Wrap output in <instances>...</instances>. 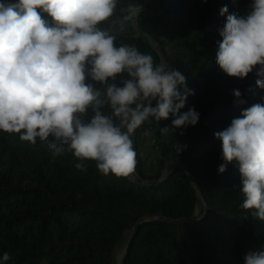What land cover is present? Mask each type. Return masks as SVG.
Returning <instances> with one entry per match:
<instances>
[{
  "label": "trees",
  "instance_id": "1",
  "mask_svg": "<svg viewBox=\"0 0 264 264\" xmlns=\"http://www.w3.org/2000/svg\"><path fill=\"white\" fill-rule=\"evenodd\" d=\"M137 0H120L121 8ZM9 3L12 0H0ZM251 0H148L137 18L140 27L160 45L166 63L186 78V112L200 114L195 126L162 135L168 120L151 118L132 139L137 153L136 174L142 180L159 177L168 161L185 164L206 202L198 219L143 221L133 233L123 264H244V256L264 250V222L241 208L239 169L229 164L218 173L222 141L215 133L255 103H264L255 71L246 78L227 76L215 63L219 29L228 14H243ZM45 19L50 17L44 14ZM110 23V22H109ZM105 27L109 24H105ZM117 36L116 45H134L162 59L133 24ZM182 93L184 88L179 89ZM239 90L243 105L234 103ZM152 106H155L153 101ZM107 112L108 109H105ZM91 115V113H89ZM145 131L152 132L144 136ZM145 143L147 146H145ZM178 143L183 147L177 152ZM53 159L47 142L21 141L19 134L0 132V264H115L116 243L144 216L192 217L198 200L187 172L174 167L161 181L141 184L129 177L100 173L94 161L86 171L64 146ZM146 150L150 158L142 151ZM10 259L4 261L3 254Z\"/></svg>",
  "mask_w": 264,
  "mask_h": 264
},
{
  "label": "clouds",
  "instance_id": "2",
  "mask_svg": "<svg viewBox=\"0 0 264 264\" xmlns=\"http://www.w3.org/2000/svg\"><path fill=\"white\" fill-rule=\"evenodd\" d=\"M119 3L0 2V132L19 134L32 144L47 142L53 159L66 145L79 161L78 170L86 171L90 160L104 175L128 177L137 164L132 136L145 121L172 117L171 125L160 128L162 135L198 123L194 107L180 112L194 93L178 70L155 64L134 45H116L114 33L124 32L142 11L130 3L114 19ZM228 12L227 6L220 10L227 15L215 63L233 78L255 71L256 86L264 89V0H251L243 14ZM233 95L236 105L245 103L239 90ZM214 135L222 141L218 173L229 164L239 169L241 208L264 222V103L244 109ZM183 147L178 143L177 152ZM2 259L8 261V253ZM244 264H264V250L247 253Z\"/></svg>",
  "mask_w": 264,
  "mask_h": 264
},
{
  "label": "water",
  "instance_id": "3",
  "mask_svg": "<svg viewBox=\"0 0 264 264\" xmlns=\"http://www.w3.org/2000/svg\"><path fill=\"white\" fill-rule=\"evenodd\" d=\"M148 0H137L135 3L139 6H142L144 3H146ZM133 25L140 31L142 32L145 37H146V40L157 50L158 54L160 55L161 59H162V63H166V59H165V55L160 47V45L152 38V36L150 34H148L147 32H145L141 27L140 25L137 23V21H135L133 23ZM174 167H181L183 168L188 176H189V179H190V182L192 183V185L194 186V188L196 189V193H197V197H198V200L201 201L202 203V211L200 212H197V206L195 207V211H194V215L192 217H183V218H169V217H166V216H161V215H152V216H144V217H141L133 226L132 230L130 231L129 233V236L127 238V242L125 244V248L122 252V255H121V259H120V262L118 264H123V257L126 253V250L128 248V245H129V242H130V239L133 235V233L135 232L136 228L138 227V225L140 223H142L143 221H147V220H154V219H164V220H167V221H172V222H186V221H192V220H195V219H198L199 217H201L205 211H206V202L204 200V197L201 193V190L199 188V185H198V182L196 181V179L194 178V176L192 175V173L190 172L189 168L185 165V164H182V163H178V162H174V161H168L166 163V165L164 166V168L162 169L161 171V174L159 175L158 178L152 180V181H148V180H142L140 178H138V176H135V177H131L130 175L128 176L130 179L132 180H135L141 184H154V183H157L159 181H161L162 179H164L167 174L171 171V169H173Z\"/></svg>",
  "mask_w": 264,
  "mask_h": 264
},
{
  "label": "rangeland",
  "instance_id": "4",
  "mask_svg": "<svg viewBox=\"0 0 264 264\" xmlns=\"http://www.w3.org/2000/svg\"><path fill=\"white\" fill-rule=\"evenodd\" d=\"M145 4V3H144ZM143 4V5H144ZM145 146H147V144L145 143ZM142 154L146 157V158H150V156H149V154L146 152V150H143L142 151ZM131 177H135V176H137V174H136V171H134V173H132L131 175H130ZM200 205H201V208H199V209H197V212L199 211H202V203H200ZM128 236H129V234H125L117 243H116V245H115V247H114V250H113V259H114V262H115V258H114V255H115V252H116V250H122L121 249V247H123L125 244H126V242H127V238H128ZM116 264H118L117 262H115Z\"/></svg>",
  "mask_w": 264,
  "mask_h": 264
},
{
  "label": "bare ground",
  "instance_id": "5",
  "mask_svg": "<svg viewBox=\"0 0 264 264\" xmlns=\"http://www.w3.org/2000/svg\"><path fill=\"white\" fill-rule=\"evenodd\" d=\"M200 203H201V201L199 200V201L197 202V204H196V206H197L196 208H197V209L201 208ZM196 211H197V210H196ZM198 212H199V211H198ZM122 248H123V249H122ZM124 248H125V245H124L123 247H121L122 250H119V249L116 250L115 255H114L115 262H117V263L120 262L121 255H122V252H123ZM115 264H116V263H115Z\"/></svg>",
  "mask_w": 264,
  "mask_h": 264
}]
</instances>
